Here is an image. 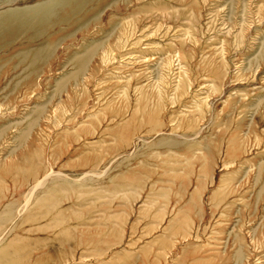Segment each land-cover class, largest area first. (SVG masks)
Masks as SVG:
<instances>
[{"label": "rangeland", "instance_id": "rangeland-1", "mask_svg": "<svg viewBox=\"0 0 264 264\" xmlns=\"http://www.w3.org/2000/svg\"><path fill=\"white\" fill-rule=\"evenodd\" d=\"M106 3L34 82L0 97V264H264V201L252 208L264 126L249 132L253 114L231 110L264 88L260 69L245 75L264 0ZM92 40L88 67L56 91ZM19 70L9 63L0 87Z\"/></svg>", "mask_w": 264, "mask_h": 264}, {"label": "bare ground", "instance_id": "bare-ground-1", "mask_svg": "<svg viewBox=\"0 0 264 264\" xmlns=\"http://www.w3.org/2000/svg\"><path fill=\"white\" fill-rule=\"evenodd\" d=\"M15 1L18 3L15 6L0 8V75L9 63H13L14 67L20 66L18 76L21 77L15 80L12 86L6 83L0 87V91H3L0 94L1 102H8L9 98L17 90L19 91L23 84L34 82L43 72L44 66L52 60L54 53L64 40L75 36L77 31H87V26L91 22L99 21L100 15L106 8V2L109 0H0V7L4 3L12 4ZM29 1L32 2L28 3ZM261 40L257 52L249 62L245 75L253 71L254 67L264 72V37ZM81 46H83L81 52H75L69 56L68 61L73 64L74 69L56 81V91L64 89L70 79L85 71L96 53L95 51L102 46V42L92 40ZM248 94L245 92L244 97ZM253 96V98L243 101L241 96L236 97L235 94L231 110L232 112L237 110L239 103L242 107H247L253 117L245 123L249 125V132L256 133V124L264 126V88L262 87ZM43 108L41 105H37L28 114L29 120L26 126L19 131L16 137L17 146L20 147L25 143L32 128L37 125L42 116ZM7 129L8 124L0 126V137L5 134ZM253 186L255 192L252 208L255 212L259 203L264 201V156L258 158ZM262 210L264 221V204ZM263 227L258 225L254 228L253 236L261 232ZM230 235L233 240L239 238L233 228ZM9 252L2 251L0 255ZM233 256L238 262L241 260V246Z\"/></svg>", "mask_w": 264, "mask_h": 264}]
</instances>
